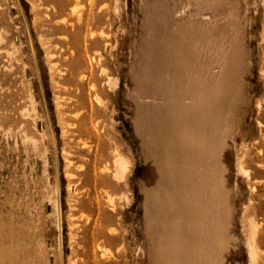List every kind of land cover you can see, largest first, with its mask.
I'll use <instances>...</instances> for the list:
<instances>
[{"label":"rangeland","instance_id":"obj_1","mask_svg":"<svg viewBox=\"0 0 264 264\" xmlns=\"http://www.w3.org/2000/svg\"><path fill=\"white\" fill-rule=\"evenodd\" d=\"M182 26L215 88V264H264V0H0V264H160Z\"/></svg>","mask_w":264,"mask_h":264},{"label":"bare ground","instance_id":"obj_2","mask_svg":"<svg viewBox=\"0 0 264 264\" xmlns=\"http://www.w3.org/2000/svg\"><path fill=\"white\" fill-rule=\"evenodd\" d=\"M211 1L194 0V5L195 7H199L202 4L205 8L207 3H211ZM202 9L197 8L193 14L200 16ZM205 28L207 27L205 26ZM184 29L186 33L183 32V26L176 28L178 41L168 46L170 47L167 72V79L169 80L167 81L168 86L165 89L168 90L170 88L174 90V94L170 98L171 103L173 104L175 101L179 107L174 110L173 107L167 109L171 111V115L173 116H171V119L173 120L166 124L167 131L164 133L165 173L167 179L170 180L171 186H164L163 195H154L155 200L167 206L168 209V213L162 219L163 229L160 226V230H162L161 236L158 235L160 236L158 239L161 242V247L159 246V259L161 261L160 264H185L188 260H191L192 264H215L218 257L214 261L215 256H217L215 255L214 246L216 243L223 242L222 239L225 236L226 227L225 222L219 214V204L223 201L220 198V185L223 179L220 171L217 172L212 161L215 155V133L218 131L216 124L212 121L213 108L210 105L215 88L214 85L211 86L209 91L210 97L207 94V81L205 78H201V76L204 77L207 71L197 72V67L199 70L205 64L202 63L201 66L197 63L196 67L194 65V62L197 61L195 58L197 56L195 53V37L192 30L188 33L186 28ZM181 40L188 42L189 51L186 52L188 53L187 57L182 56L179 51L178 44ZM174 117L176 118L175 121ZM29 130H31V127ZM174 132L178 135L177 139H174ZM27 133L29 134V132ZM29 140L37 150L38 157L42 160V157H40L41 149H39V141L32 137ZM42 154L44 155V153ZM122 161L119 162L118 160L119 163L116 162V165H114L115 167L119 166V170L124 167ZM42 162L40 161V164ZM120 163L122 166L117 165ZM121 171L118 172L115 168L114 174L122 173ZM181 182L186 183V185L189 183L192 186L193 198H195L193 203L188 192L185 190L186 188L181 189ZM189 192L191 191L189 190ZM8 261H10V264H17L13 253L8 254Z\"/></svg>","mask_w":264,"mask_h":264}]
</instances>
